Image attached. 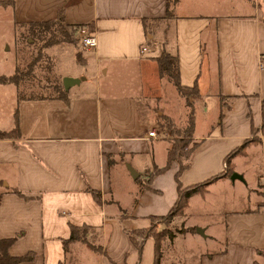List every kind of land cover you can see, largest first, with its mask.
Segmentation results:
<instances>
[{
    "label": "crops",
    "instance_id": "crops-1",
    "mask_svg": "<svg viewBox=\"0 0 264 264\" xmlns=\"http://www.w3.org/2000/svg\"><path fill=\"white\" fill-rule=\"evenodd\" d=\"M165 10L166 0H0V76L17 69L8 46L19 25L61 14L96 39L74 53L66 74L76 80L61 83L63 97H22L19 85L0 83V132L9 133L0 137V239L17 236L10 256L33 253L19 264H153V238L138 249L129 232L177 198L178 162L154 171L173 138L161 116L180 127L189 111L159 73L163 50L177 58L180 83L198 89L188 97L195 144L181 186L225 171L224 156L244 138L259 141L230 159L241 178L217 177L188 198L158 264H264V0H176L172 18ZM83 224L86 241L64 247Z\"/></svg>",
    "mask_w": 264,
    "mask_h": 264
},
{
    "label": "trees",
    "instance_id": "trees-1",
    "mask_svg": "<svg viewBox=\"0 0 264 264\" xmlns=\"http://www.w3.org/2000/svg\"><path fill=\"white\" fill-rule=\"evenodd\" d=\"M176 0H166V14L165 16L172 18L174 16V12H172V5L174 4ZM63 20V15L59 14L56 20L53 21H44V22H34V23H29V26H34L35 28H39V31L41 30H48L52 25L56 23H61ZM146 20L142 19V22L144 24V27L146 26ZM75 25H82V24H73L71 25L72 27ZM63 33H67L64 28H62ZM42 33V32H41ZM77 58L80 59V53L77 54ZM158 63V69L159 73L161 75L166 74L167 78L172 82L174 87L177 89L178 92H180L184 97H185V103L189 106V111L186 116L187 121L184 126L180 127H174L173 123L171 120L165 115L161 116L163 119L162 121V126L167 127L169 132L173 134V138L171 140V144L168 147V152H167V158H166V163L164 164L163 167H155L154 171L159 172L164 169L169 165L171 160H176L179 164V168L177 169L175 173V179L177 181V198L175 202L171 205V207L168 209V213L164 215H155L152 216L150 219V225L149 227L146 228H138V230L130 231L129 236L131 241L137 246L138 249L141 248V245L143 243V239L147 236H151L154 241V261L153 264H158L159 259H160V254H161V243L162 239L164 238H172L173 233L172 231L164 230L163 228L161 229H156L155 227L151 226L153 218H158V219H164L166 222L174 216V215H182L183 214V209L187 203L188 198L198 190H202L205 185L211 183L213 180H215L217 177L221 176H226L227 174H231L233 171L232 169V164L230 163L231 157L234 155L242 154L245 151L246 146L249 143L252 142H257L259 141V137L257 136H251V137H246L242 140L240 144L232 148L227 152V154L224 156V162L226 163V169L225 171H220L219 173H216L208 178H205L201 182H197L195 184H190V185H182L180 184L179 179L177 178L182 169H184L186 166H188L189 162L188 160H185L186 158L189 157V154L192 150V146L195 143H192L191 146L189 147V150L185 151L183 148L186 146V142L188 140H184L185 138H192V127H193V118H192V108H191V103L188 101L189 96H195L197 94V87L194 82L193 85L191 86H186L180 83L179 81V73L177 70V58L175 55L172 53L163 50L158 56L155 57ZM18 68L15 70V72L12 75L9 76H0V83H14L15 85H18V82L21 79L22 74L18 73ZM57 92L60 96L63 97V89L61 87H57ZM264 101V97H263ZM262 121L261 125H264V108H262ZM182 132V135L180 133ZM9 135V133L6 132H0V137H6ZM262 146L264 148V139H262ZM185 160V161H184ZM93 195L95 197H98L97 192L92 189L91 190ZM15 192H17L15 190ZM18 193V192H17ZM152 227V229H151ZM88 227L86 225H77V226H71V233L70 236L67 240H63V246L66 247L68 243L76 241L77 239H80L82 241H86L85 239V234L88 231ZM138 235V236H135ZM138 237V238H137ZM17 239V236L11 237V238H6V239H0V264H19L24 261H29L33 259L34 255L32 252H29L25 255L22 256H10L8 254V248L9 246ZM87 243V242H86ZM88 245H90L88 243ZM91 247H94L93 245H90ZM95 248V247H94Z\"/></svg>",
    "mask_w": 264,
    "mask_h": 264
},
{
    "label": "rangeland",
    "instance_id": "rangeland-1",
    "mask_svg": "<svg viewBox=\"0 0 264 264\" xmlns=\"http://www.w3.org/2000/svg\"><path fill=\"white\" fill-rule=\"evenodd\" d=\"M62 28L67 33H63ZM162 29L161 35H165L166 39H171L172 27H170V24L164 25L162 23ZM8 50L11 53L14 52L15 66L19 70L18 73L22 74L18 82L19 94L22 97H50L58 95L56 88L61 86L62 80L67 76L66 73L74 68L72 66L74 65L72 61L74 53L79 51L82 54L85 48L80 44L77 32L73 27L66 26L61 22L60 24L56 23L52 25L48 30L41 31H39L38 27L35 28L34 26H17L14 40L9 44ZM0 61H2V58H0ZM63 75L65 77H62ZM180 133L182 134L181 131ZM253 136H256V134L254 133ZM184 140H188L186 146L183 148L187 151L193 141L192 138H185ZM223 164L225 168L226 163L224 161ZM235 198L236 201H239L237 194H235ZM177 216H172L168 222L163 218H153L154 221H152L151 226L156 229L163 228L166 231L170 230L173 233L179 229V225H175L176 222L172 223V220ZM185 244L187 249L197 250V247H201L200 244L196 245L192 241H188ZM180 248H183V243H181Z\"/></svg>",
    "mask_w": 264,
    "mask_h": 264
},
{
    "label": "built area",
    "instance_id": "built-area-1",
    "mask_svg": "<svg viewBox=\"0 0 264 264\" xmlns=\"http://www.w3.org/2000/svg\"><path fill=\"white\" fill-rule=\"evenodd\" d=\"M73 29L77 32V35L80 40V44L85 48V50L90 49L95 46V36L92 32H90L87 27L84 25H75L73 26ZM148 51L147 44H142L139 49L140 55L146 54ZM260 59H264V55H261ZM259 65H262V61H259ZM148 135H155L154 131L150 129L148 131Z\"/></svg>",
    "mask_w": 264,
    "mask_h": 264
},
{
    "label": "water",
    "instance_id": "water-1",
    "mask_svg": "<svg viewBox=\"0 0 264 264\" xmlns=\"http://www.w3.org/2000/svg\"><path fill=\"white\" fill-rule=\"evenodd\" d=\"M76 80V78H74V77H68V76H66V78H64L63 80H62V83H63V86H64V88L66 89L67 87H68V85H70L73 81H75ZM130 173H131V175H132V177H136V175H137V172H135L134 171V169L132 168V167H130ZM229 177L230 178H241V176L238 174V173H236L235 171H233L230 175H229ZM196 231L199 233H202L203 234V230H202V228H196Z\"/></svg>",
    "mask_w": 264,
    "mask_h": 264
}]
</instances>
